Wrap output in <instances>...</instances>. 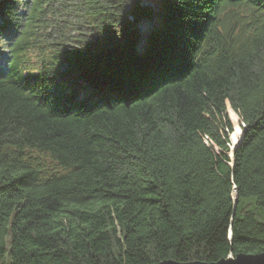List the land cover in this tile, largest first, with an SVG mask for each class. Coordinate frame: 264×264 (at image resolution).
Instances as JSON below:
<instances>
[{
  "label": "trees",
  "instance_id": "1",
  "mask_svg": "<svg viewBox=\"0 0 264 264\" xmlns=\"http://www.w3.org/2000/svg\"><path fill=\"white\" fill-rule=\"evenodd\" d=\"M161 2L0 0V264L264 253V4Z\"/></svg>",
  "mask_w": 264,
  "mask_h": 264
},
{
  "label": "bare ground",
  "instance_id": "2",
  "mask_svg": "<svg viewBox=\"0 0 264 264\" xmlns=\"http://www.w3.org/2000/svg\"><path fill=\"white\" fill-rule=\"evenodd\" d=\"M161 1L162 0H160L161 9H158V10H155L154 9L153 4L151 2H146V4L148 6L150 5L149 7H151L153 10H155L156 13L158 11V15H159L158 18L159 19H161V16H162V14H161V12H162V2ZM232 1H235V0H232ZM258 1H260L262 4H264V0H258ZM27 8H28V6H27ZM17 12H18L19 16H24V15L27 14L26 11H20L19 9L17 10ZM233 13H234V15H237L235 12H233ZM255 13H258V15L255 14ZM255 13H253V14L257 15L256 17L259 20L261 18V14H263L264 12H261L260 13V9H259ZM238 15L241 16V17H247V15H245L243 13H238ZM155 19L156 18L154 16L152 18H146V15H140L138 17V19H135L134 20L135 21V27L138 26L137 27L138 28V31H136V33L138 34V37H139V44H138L139 47L137 48L138 53H142L144 51L145 46L147 45V44L145 45V42L147 43V41H149V37H150L151 33L155 30V28L158 27V26H160V22L161 21L159 20V22L155 23ZM144 22H147V23H149V25H151V27L150 26L147 27V30L145 32H143L141 30V26L143 25ZM51 23H53V22H51ZM10 44L12 45V40L10 41ZM1 48H2V51L0 49V62L1 63H6L8 61V58L10 57V55L7 56V53L9 51V49L5 46V43L4 42L1 45ZM2 52H3L4 55L2 54ZM144 91H146L145 94H146V97H148L149 96L148 90L147 89H144ZM229 109H230V112L229 113L231 114V118L235 122V126H236L235 132L233 133L234 134L233 135V141H235V143H236L237 141H239V138H240V135H241V129H240V127H238V124H237L238 123V120H239V117L233 111L232 108H229ZM237 129H239V131H237ZM239 132H240V134H239ZM229 154H230L229 155L230 157H233V153H229ZM174 261H176V260H174Z\"/></svg>",
  "mask_w": 264,
  "mask_h": 264
},
{
  "label": "rangeland",
  "instance_id": "3",
  "mask_svg": "<svg viewBox=\"0 0 264 264\" xmlns=\"http://www.w3.org/2000/svg\"><path fill=\"white\" fill-rule=\"evenodd\" d=\"M18 1V9L20 10V11H25L26 10V2L28 1V0H17ZM143 2H151L152 4H153V7H154V9L155 10H158V9H161V5H160V0H143ZM155 10H153L154 11V17L157 19L158 17H159V15H158V11H157V13L155 12ZM155 19V23H157V22H159V18L156 20ZM148 26H150L151 27V25H149V23H147V22H144L143 23V25L141 26V30L143 31V32H145L146 30H147V27ZM147 43L145 42V45H146ZM143 45V44H142ZM139 47V46H138ZM229 108H232L231 107V105L229 104V103H227V113H228V115H229V118H230V120H231V122L233 123V125H234V127H235V129H236V126H235V122L233 121V119L231 118V114L229 113L230 112V109ZM234 111V110H233ZM235 112V111H234ZM237 115H238V117H239V120H238V127H240V129H241V124H242V121H241V118H240V116H239V114L237 113V112H235ZM235 132V131H234ZM239 134H240V132H239ZM233 135L234 134H232L231 135V143L229 144V147H230V149H231V152L230 153H233V156H234V151H235V149L237 148V146L239 145V143H240V141H241V139H242V129H241V135H240V138H239V141H237L236 143H235V141H233ZM231 158H233V157H231ZM231 165H233V163L231 164ZM233 198H234V200H235V203H237V191H235L234 192V194H233ZM229 257H233L232 255L231 256H229ZM228 257V258H229ZM237 257V256H236ZM228 258H226V259H228ZM233 258H235V257H233Z\"/></svg>",
  "mask_w": 264,
  "mask_h": 264
},
{
  "label": "water",
  "instance_id": "4",
  "mask_svg": "<svg viewBox=\"0 0 264 264\" xmlns=\"http://www.w3.org/2000/svg\"><path fill=\"white\" fill-rule=\"evenodd\" d=\"M230 104V103H229ZM158 264H264V253L255 255L241 254L237 257H229L228 259H222L215 263L207 262H179L174 260H166Z\"/></svg>",
  "mask_w": 264,
  "mask_h": 264
},
{
  "label": "snow or ice",
  "instance_id": "5",
  "mask_svg": "<svg viewBox=\"0 0 264 264\" xmlns=\"http://www.w3.org/2000/svg\"><path fill=\"white\" fill-rule=\"evenodd\" d=\"M237 131H239V129H237Z\"/></svg>",
  "mask_w": 264,
  "mask_h": 264
}]
</instances>
